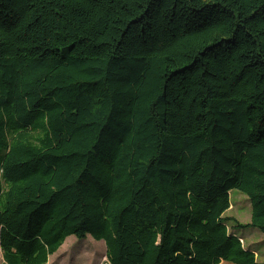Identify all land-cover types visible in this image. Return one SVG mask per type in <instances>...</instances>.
<instances>
[{
    "label": "trees",
    "instance_id": "1",
    "mask_svg": "<svg viewBox=\"0 0 264 264\" xmlns=\"http://www.w3.org/2000/svg\"><path fill=\"white\" fill-rule=\"evenodd\" d=\"M0 170L6 264H261L264 0H0Z\"/></svg>",
    "mask_w": 264,
    "mask_h": 264
},
{
    "label": "rangeland",
    "instance_id": "2",
    "mask_svg": "<svg viewBox=\"0 0 264 264\" xmlns=\"http://www.w3.org/2000/svg\"><path fill=\"white\" fill-rule=\"evenodd\" d=\"M40 134V133H39ZM38 132L32 133L34 137L40 136ZM11 139V138H10ZM0 205L5 203L4 193L8 185L3 179V172L0 170ZM231 205L225 213L229 232L236 234L241 244L246 249L256 253L258 262L264 264V234L255 227L240 228L238 225L252 223V204L249 197L241 191L234 190L230 193ZM1 231V230H0ZM0 264H6L3 251L0 247ZM48 264H111L107 245L104 240L97 241L91 235L80 240L76 236H69L59 250L50 256Z\"/></svg>",
    "mask_w": 264,
    "mask_h": 264
}]
</instances>
